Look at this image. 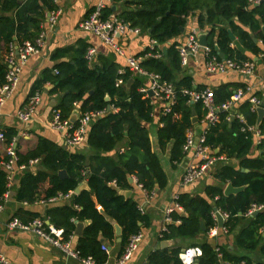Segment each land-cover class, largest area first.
I'll use <instances>...</instances> for the list:
<instances>
[{
  "label": "trees",
  "instance_id": "1",
  "mask_svg": "<svg viewBox=\"0 0 264 264\" xmlns=\"http://www.w3.org/2000/svg\"><path fill=\"white\" fill-rule=\"evenodd\" d=\"M113 4H120V11ZM57 9L56 0H0V85L6 81V55L11 45H22L26 40H34L43 31L41 24L47 13ZM114 13L130 27L140 28L150 39H155L162 49L167 48L166 55L163 53L161 58L147 57L141 66L148 72L157 73L161 80L172 83L177 90V100L171 112L161 113L162 125L157 132L159 149L165 152L171 144L170 162L173 167H177L185 156L183 148L187 130L196 126L193 112L199 122L207 114L202 102L191 103L190 96L183 92V89L207 87L195 84L193 76L184 74L177 48L180 41L177 39L186 33L189 16L195 15L198 28L209 33L208 45L219 58L248 59L240 47L232 46L234 40L230 30L241 47L258 55L263 51L258 41L264 42V0L252 6L249 0H111V4L103 9V18ZM182 27L185 28L184 32ZM157 50V47L153 49L148 46L137 56H146ZM86 52L87 47L82 43L74 48L59 50L56 56L71 53V60L56 64L54 71L58 73L55 72V75L50 70L45 71L44 77L34 83L31 96L41 91L44 83L48 82L54 84L50 93L60 95L55 108L60 110L63 117H70L79 102L81 113L105 109L107 112L90 126L85 140L96 153L88 159L76 148L59 146L46 138H40L38 145L27 153L17 151L19 163L41 158L40 164L44 169H29L22 173L16 199L31 204L41 199L49 200L74 191L81 182L87 180L90 190L83 189L74 194L70 204L49 207L46 216L56 228L63 230V240H69L77 221L91 219L92 223L79 238L77 249L81 256L91 255L103 263L107 253L101 248L99 232L113 238L111 220L123 228L125 246L131 235L140 232L149 221L139 203L120 192L132 189L129 176H135L138 184L149 195L157 189H165L168 178L152 146L148 124L153 120L155 103L140 92L139 88L144 86V82L139 76H134L128 67L122 71L119 64L113 61L104 60L102 67H91ZM119 79L124 81V85H116ZM131 79L133 82L128 89L127 83ZM239 88H245V85L223 83L212 89L216 105L229 100ZM107 95L110 96L109 101L106 100ZM235 109L243 115L247 124L256 123L258 115L251 109L248 99L238 102ZM219 117L218 123L207 126L205 143L214 155H225L227 159L235 160V163L218 162L214 165L209 174L216 184L206 185L204 194L187 191L178 194L176 201L182 206L183 212L175 210L171 214L174 221L168 224V231L164 232L162 238L205 236L215 226L212 215L215 204L230 213L225 224L228 227L226 234L233 237L235 247L259 252L264 257V234L260 232L264 226V209L256 215L246 216L252 205H264V137L256 143L252 132L242 131L243 123L238 116L232 118L229 112L223 110L219 111ZM260 128L264 133V120ZM4 134L5 142L11 144L16 135L15 130L6 129ZM123 140L126 141L125 147L117 151L115 159L110 153ZM216 149L219 151L215 152ZM5 159L0 151V162ZM60 170H66L67 176L61 177ZM229 183L235 187L243 186L244 189L236 194L225 195L224 190ZM7 189V172L0 165V202ZM97 203L102 207V212L98 210ZM16 216L29 222L39 213L21 208ZM177 220L180 222L176 223ZM200 245L203 254L199 257V264H223L226 261L234 264H241L242 261L254 263L250 256L231 252L221 242H216L215 238L205 236ZM216 247L220 249L221 258ZM180 252L179 247L156 251L151 254L149 264H182ZM257 263L264 264V261Z\"/></svg>",
  "mask_w": 264,
  "mask_h": 264
},
{
  "label": "crops",
  "instance_id": "2",
  "mask_svg": "<svg viewBox=\"0 0 264 264\" xmlns=\"http://www.w3.org/2000/svg\"><path fill=\"white\" fill-rule=\"evenodd\" d=\"M99 1L100 0H56V4L58 6L57 11H60L57 22L53 25L50 24L48 19L49 12L42 22L41 26L42 30L45 32V43L40 52L30 56L28 61L22 66L18 87L4 107L0 110V131L4 132L6 129L15 130L16 135L14 136L11 144L15 147L16 151L23 154L27 153L38 145L40 138L49 139L59 146L66 147L65 132L54 129L50 124L52 119V110L60 101L59 94L50 93L51 89L54 88L53 83H44L42 90L36 93L40 95L41 101L36 105L29 121H22L18 117V113L21 108L27 103L29 98L32 97L31 91L34 83L44 77L45 71L50 70L51 73L55 75L54 69L56 64L61 61L71 60V53H67L66 55L59 57L56 56L59 50H64L69 47L74 48L82 43V45L87 47V50L90 47L96 49L94 58L89 62L91 67H102L103 61L108 60L116 62L119 64L121 70L125 71L126 57L140 54L150 45L151 39L148 34L144 32L141 34H134L130 31L125 32L117 37L118 45L125 51V56H122L111 45L107 44L96 34L81 29L79 27V23L88 16L91 9ZM113 6L116 10L119 9L120 11V4H113ZM1 14L2 12L0 11V15ZM114 14L116 15L117 13ZM188 27L186 33L180 35L177 39L180 43L184 42L191 28L198 27L197 17L195 15L189 16ZM201 30L206 31L203 29ZM258 43L263 50L258 55H253L251 52L246 51L240 46L236 38L232 43L233 47H240L244 54L248 56V59L251 58V60L256 63V71L252 75H243L236 71H229L222 74L207 72V58L204 50H200L196 56L193 55L190 57L188 65L183 66L184 74L193 76L195 84L204 85L209 89H214L223 83H242L245 85V89L250 88V93L264 100V42L259 40ZM141 79L145 86L150 84V80L148 78L142 77ZM153 103H155L153 120L148 124V128L150 130L153 126H155L157 133L161 123L160 116L163 104L156 98L153 99ZM75 109L80 110V102L75 105L74 110ZM234 112L243 116L237 111V109H234ZM195 124V129L198 132H201L203 126L201 122ZM150 135H152L151 131ZM254 139L257 140L256 137H254ZM151 140L154 151L157 153L158 151H161L158 146V140L156 146L154 145L152 136ZM125 144V140L120 141L117 149L110 153L111 156L117 159V151H121L125 147ZM8 145L10 144L0 142L1 156L4 157L6 155V147ZM170 148L171 144L169 145L167 151L163 152L169 157V160ZM76 150L84 153L88 159L96 153L86 144V142L81 144L78 148H76ZM218 151L219 149H216L215 152ZM195 161L196 158L194 156V150L191 149L185 154L181 163L177 167H173L171 162L170 166H163L167 174L168 184L165 189H157L152 195H149L148 192L138 184L135 176H129V182L133 185L130 190L132 191L130 197L136 200L139 205L143 207L144 213L148 215L149 221L148 224L143 225L140 230L143 234L142 240L139 243L138 248L133 252L128 264H149L151 254L156 251L163 249L170 250L172 248L179 247L181 248L180 253H182L185 248L192 245H200L205 239V236L207 238L208 233L205 236L200 235L196 238L163 239L160 237L162 229L165 226L164 218L166 209L169 206H172L174 196L176 194H179L181 191L204 194L206 185L211 183L216 184L215 179L209 173L201 179H198L193 184H181L182 176L186 167ZM40 162L41 158H39L38 164L29 167V169L34 171L44 169ZM226 162L235 163V160L227 159ZM29 169L16 171L9 198L4 201V208L0 212V252L4 254L9 264H84L79 258L65 253L59 247L43 237L22 230H10L6 226V223L12 217H15L21 208L32 211L33 213H39V216L37 217L45 218L47 222L51 223L46 216V210L55 204H70L74 194H77L74 190L70 191L72 194L68 197H59L49 200L41 199L32 204L27 201L17 200L16 192L20 177L22 173ZM131 177L134 179L133 182L130 181ZM93 199L96 201V197L94 195ZM214 206L216 205L214 204ZM97 208L102 212L103 209L98 203ZM179 211L183 212V210ZM87 220H89L88 223H85L82 233L78 235L76 233L77 223ZM87 220L76 222V229L69 238L73 249H77L80 236L83 234L86 227L92 223L91 219ZM111 223L114 226L113 238L106 236L103 232H99V239L102 246L105 245L108 249V252H106V260L110 263H114L121 257L125 249L124 247L126 246L123 243V228L115 220H111ZM115 224H118L121 227L122 233L120 236L116 234ZM215 239L216 242H221L224 247L233 253L250 256L254 260L253 264H258V261H264V257L260 256L259 252H254V255L252 256L249 251L236 248L233 242V237L228 236L227 234L221 232ZM167 240L169 243L164 242ZM198 260L197 263H199Z\"/></svg>",
  "mask_w": 264,
  "mask_h": 264
},
{
  "label": "built area",
  "instance_id": "3",
  "mask_svg": "<svg viewBox=\"0 0 264 264\" xmlns=\"http://www.w3.org/2000/svg\"><path fill=\"white\" fill-rule=\"evenodd\" d=\"M262 1L263 0H249V4L251 6L258 5ZM108 4H111V0H100L95 5L94 10L79 23V27L83 30L96 34L107 44L111 45L119 54L125 56V51L117 43V37L120 34H124L125 32L129 31L134 34H141L142 30L137 27H130L115 14H112L108 18H103V9ZM59 14L60 11L50 12L48 16L50 24L53 25L57 22ZM200 32H202V30L198 27L191 28L184 42L178 45L177 48L180 52L182 66H187L191 56H196L200 50H204L207 58L206 71L209 73L222 74L229 71H236L243 75H252L255 73L256 63L253 60L219 58L217 54L213 53L212 48L209 45L202 46L198 38ZM44 43L45 32L43 30L34 40H26L22 45H11V49L6 55V63L8 65L6 81L0 85V110L4 107L18 87L22 66L28 61L30 56L40 52ZM149 46L153 49L157 47L158 50L155 53H148L146 56H127L126 67L129 68L134 76H139L140 78L146 77L150 80V84L148 86L144 85L140 87L139 90L146 97L152 98V101L154 98L161 101L163 104L162 114H166L171 112V109L177 100V90L172 83L161 80V77L157 73L148 72L141 66V62L147 57L154 56L156 58H161L163 56V52L161 51L163 50L162 46L159 45L155 39H151ZM95 53V48H88L86 52V58L89 62L92 61ZM55 72L58 73L57 70H55ZM123 84L124 81L122 79H119L116 83L117 86H121ZM249 89L250 88H239L229 100L225 101L221 105H216L215 95L212 89H183L184 94L190 96L189 101L191 103H203L204 108L207 109V114L201 120V124L203 125L201 132H198L195 127L187 130L186 141L183 148L184 153L186 154L189 150L193 149L196 161L186 167L181 180L182 185L195 183L198 179H201L207 173H209V170L218 162L227 161V157L225 155L216 156L212 154V149L205 143L207 132L206 128L208 125L216 124L220 121L219 111L224 110L229 112L230 116H238L243 123L242 131L252 132L254 137L257 138V143H259L261 138L264 137V133H262L260 126L257 127L256 124H247L243 116L234 112L236 104L245 99H248L251 104V109L255 112H257L258 108H264V100L250 93ZM150 92L153 94H150ZM40 101L41 97L38 94L30 97L27 103L19 111L18 117L22 121H29L36 105ZM106 112L107 111L105 109L91 112L88 111L84 113L80 112L77 122L74 123L71 121L70 117H63L60 110L53 108L50 124L54 129L65 132L66 147L69 149H75L83 144L87 139L89 128L92 123L103 116ZM161 125L162 123H160V126ZM0 142H5V134L2 131H0ZM5 157L7 159L2 160L0 165L6 169L8 189L4 193L0 202V212L4 208V201L9 198L16 171L29 169V167L39 163V158L31 159L28 163H19L18 153L12 144L6 147ZM71 194L72 192L67 194H59L55 198L68 197ZM217 198L218 197H216V199ZM177 199L178 194L174 196V202L172 203V206H169L166 209L164 218L165 226L162 229L160 237H163L164 232L168 231V224L174 221L171 217V214L175 210H183L182 206L176 201ZM140 209L144 212L143 207L140 206ZM263 209L264 205L254 204L248 210L246 216L255 215L256 212H260ZM218 213L222 217L223 226L219 225ZM212 215L215 219V226L209 229L208 236L211 238H217L221 232L226 234L228 232V227H226L225 224L230 218V213L221 210L217 206H213ZM175 222L179 223L180 221L177 220ZM6 226L10 230H22L43 237L59 247L65 253L79 258L84 264H128V261L131 259L133 252L138 248V245L143 237L141 232L131 235L129 242L123 251V254L116 262L110 263L108 260H106L103 263H99L91 255L85 257L81 256L77 249L72 248L70 240H63V230L56 228L51 223H48L45 218L35 217L29 222H24L19 217L15 216L6 223ZM260 232L264 233V226L260 229ZM102 249L108 252V249L105 245L102 246ZM216 251L218 256L221 258L222 254L219 247H216ZM202 254L203 250L200 245H192L185 248V250L180 253V260L182 264H196L198 257H200ZM0 264H9L6 257L1 252ZM223 264L234 263L231 261H226ZM241 264H246V262L242 261Z\"/></svg>",
  "mask_w": 264,
  "mask_h": 264
},
{
  "label": "water",
  "instance_id": "4",
  "mask_svg": "<svg viewBox=\"0 0 264 264\" xmlns=\"http://www.w3.org/2000/svg\"><path fill=\"white\" fill-rule=\"evenodd\" d=\"M49 14H50V13H49ZM262 30H263V32H264V25L262 26ZM184 31H185V28L182 27V32H184ZM229 32H230V36H231L232 40H235V36H234L233 32H232L231 30H230ZM208 35H209V33H208L207 31H202V32H200L198 38H199V42H200V44H201L202 46H208ZM163 52H164L165 55L167 54V48H166V47L163 48ZM132 82H133V79H131V80L128 81V83H127V88H128V89H130ZM150 94H153V93L150 92ZM106 100H107V101L110 100V96H109V95L106 96ZM108 109H110V106H108ZM257 113H258V118H257V121H256V126L258 127V126H260L261 122L264 120V108H262V107H261V108H258ZM79 116H80V110H79V109H75V110H73V112H72V114H71V116H70V119H71V121H73V122L75 123V122H77ZM232 118H234V116H232ZM193 122H194V123H198V122H199V118L195 115L194 112H193ZM246 171H248V170L246 169ZM59 175H60L61 177H66V176H67V172H66V170H60V171H59ZM130 181L133 182L134 179L131 177V178H130ZM83 189H88V190H90V187H89V185H88L87 180H84V181H83V182H82V183H81V184L75 189V193L78 194V193L81 192ZM243 189H244L243 186H242V187H235V186H233V184L229 183V184L226 186V188H225L224 194H225V195L236 194V193L242 191ZM120 192H121L122 194H124L126 197H130L131 194H132V191H130V190H120ZM257 213H258V212H256L255 215H256ZM184 215H185V213H183V216H184ZM88 221H89V220L84 221V222H78V223H77V231H76V233H77L78 235H80V234L82 233L83 228H84V226H85V223H88ZM218 221H219V225H220V226H223V220H222V217H221V215H220L219 213H218ZM48 223H49V222H48ZM115 228H116V234L120 236L121 233H122V231H121V227H120L118 224H115ZM204 228H205V226H204V224H202V229L204 230ZM164 242H165V243H169L168 240H167V241H164ZM196 264H199V263H196Z\"/></svg>",
  "mask_w": 264,
  "mask_h": 264
},
{
  "label": "rangeland",
  "instance_id": "5",
  "mask_svg": "<svg viewBox=\"0 0 264 264\" xmlns=\"http://www.w3.org/2000/svg\"><path fill=\"white\" fill-rule=\"evenodd\" d=\"M149 129V128H148ZM151 131V136H152V139H153V142H154V145L156 146L157 145V133H156V127L153 126L149 132ZM159 153V157L161 159V162L163 164L164 167H167V166H170V160H169V157L164 154L163 152L161 151H158ZM251 255L253 256L254 255V252H250Z\"/></svg>",
  "mask_w": 264,
  "mask_h": 264
}]
</instances>
